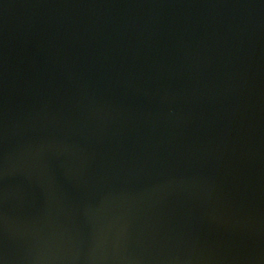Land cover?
Segmentation results:
<instances>
[{"label": "water", "instance_id": "1", "mask_svg": "<svg viewBox=\"0 0 264 264\" xmlns=\"http://www.w3.org/2000/svg\"><path fill=\"white\" fill-rule=\"evenodd\" d=\"M0 264H264V0H0Z\"/></svg>", "mask_w": 264, "mask_h": 264}]
</instances>
